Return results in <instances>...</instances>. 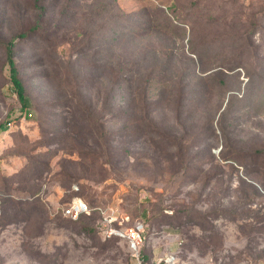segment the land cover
Returning <instances> with one entry per match:
<instances>
[{
  "label": "rangeland",
  "instance_id": "374dc122",
  "mask_svg": "<svg viewBox=\"0 0 264 264\" xmlns=\"http://www.w3.org/2000/svg\"><path fill=\"white\" fill-rule=\"evenodd\" d=\"M4 122L0 264H264V0H0Z\"/></svg>",
  "mask_w": 264,
  "mask_h": 264
},
{
  "label": "built area",
  "instance_id": "2783aa9c",
  "mask_svg": "<svg viewBox=\"0 0 264 264\" xmlns=\"http://www.w3.org/2000/svg\"><path fill=\"white\" fill-rule=\"evenodd\" d=\"M11 126V123H8ZM77 191V188H73ZM96 209L101 214L100 223L112 225L113 222L117 221L118 216L114 215V211H108L101 207H96ZM93 209L88 205V203L81 197L74 196L72 199L62 207V213L73 220L77 219L81 214H90ZM122 222H124L123 217H120V221H117V227H109L108 231L110 234H115L128 243V249L131 252V263L130 264H193L189 260L181 259L176 253H170L165 256H161L158 259H153L146 261L140 254L142 247L144 235L143 228L136 226L123 227Z\"/></svg>",
  "mask_w": 264,
  "mask_h": 264
},
{
  "label": "trees",
  "instance_id": "16d2710c",
  "mask_svg": "<svg viewBox=\"0 0 264 264\" xmlns=\"http://www.w3.org/2000/svg\"><path fill=\"white\" fill-rule=\"evenodd\" d=\"M38 1H42V0H38ZM41 9H43V7H41ZM34 28H36L34 26ZM34 29L32 28L31 30H28L26 32H23V33H20L18 35H15L13 36L9 41H8V44H7V51H6V60H7V64H8V68H9V72H10V81L13 85V88H14V93L16 94L17 96V99L20 103V105L22 106V110H24V116L25 117H31V113L30 111H28L26 105H27V97L25 95V89H24V86L21 82V79L19 78V74H18V69H17V66H16V62H15V59L13 57L14 55V46H15V43H16V40L17 38L21 39V38H25L27 37ZM5 122L4 123H1L0 124V130L3 131L5 128ZM73 196L67 198L64 202H63V206H65L71 199H72ZM86 201V200H85ZM87 202V201H86ZM88 203V202H87ZM89 205V204H88ZM90 206V205H89ZM93 210L91 211L90 214H81L77 219L75 220H78V219H81L82 217H87V216H90L92 215L93 213H97V214H100V212L96 209V207H91ZM60 214L61 216L65 217V218H68V219H71L67 216H64L63 213H62V210L60 208ZM73 220V219H71ZM146 261H150L149 259H145Z\"/></svg>",
  "mask_w": 264,
  "mask_h": 264
}]
</instances>
